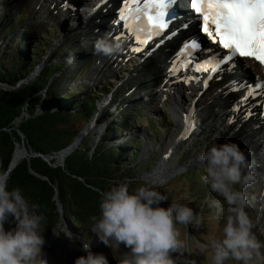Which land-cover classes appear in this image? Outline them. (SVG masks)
I'll return each mask as SVG.
<instances>
[{"label": "rangeland", "instance_id": "rangeland-1", "mask_svg": "<svg viewBox=\"0 0 264 264\" xmlns=\"http://www.w3.org/2000/svg\"><path fill=\"white\" fill-rule=\"evenodd\" d=\"M70 1L73 0H39V4H34L32 0H0V65L5 66L7 60L6 68L11 67V51L16 48L20 49L25 57L28 47L31 45L37 54L34 58L31 56L28 57V60L23 61L22 69L15 73L18 78L23 70H29L30 74L11 87H17V89L23 87L31 82L33 76L41 74L44 67L46 68L43 71H49L53 64H56L58 69L61 67V70L50 80L49 85L38 92L40 95L43 94L44 97L40 99L41 103L37 106L35 115H39L46 110L58 111L62 107H67L69 103L71 104L69 109L74 111L90 107L93 103L95 108L92 112H87L85 109L83 112L81 111L83 120L80 123L76 122L75 126L79 129L87 119L80 133L94 125L97 134L92 133L87 137H80L83 141L68 145L67 147L73 145L69 154L78 150L82 145H97L102 138H105L108 141V148H113L117 152L115 157L119 164L123 162L132 163V166L129 164L130 166L127 167L132 180H129L131 189H135L137 186L149 181H157L159 190L167 196L161 202V206H163V203H171L175 199L181 203H188L196 212L202 213L203 223L200 226L195 224L187 227L184 225L178 226L182 239L186 238L185 232L188 233L187 240L191 251L184 252L182 255H173L177 258L178 264H193V262L194 264H209V257L199 252L198 242L207 243L212 238L220 237L223 217L219 221L213 219L210 213L214 210L209 209L205 204L206 196L217 197L215 193L210 192L208 186L200 179L203 174V167L202 162L198 160V155L216 137L215 134L209 132L206 134V126L212 125V127L219 129L221 124L214 125L209 120L203 122V118L209 117L210 114L205 105L200 106L199 104L202 96L195 97L197 108H192L193 102L190 98L197 94L191 95L190 90L185 86H182V89H176V91L180 89L179 96L180 93L182 94L180 100L183 101L184 105L182 106L185 107L174 105L170 89L181 86H171L170 83L161 85L165 80V66L163 64L165 58L164 56L161 58L160 53H166L165 51L170 47L166 49V45H164L163 51L159 50L152 57L145 60L143 59L144 54L148 52L149 48H145L137 56L131 52H125L124 54L121 53V57L114 55L103 58L100 53L95 52V41L107 34L106 17L108 19L109 14L115 9L113 0H111V6L108 5L104 8L106 10L103 11L105 20H101L95 12L97 5L86 6L88 4L87 0ZM77 2L82 4L84 8L77 6L75 4ZM68 4H71V6H68ZM25 39H27V42L24 41ZM164 55L166 57V54ZM107 62L110 63L109 66L105 65ZM244 64L247 65L248 63ZM98 66L101 67V72L100 69H97ZM178 77L181 78L182 76L177 74L174 79ZM0 83L10 86L7 83ZM224 86L223 82L221 86L215 87L214 90H216V93L217 91L221 92L222 89L224 91ZM71 93L73 94L72 97H68ZM169 94L171 98H168ZM221 96L223 97L222 94H212V97L208 98L207 105H214L217 112L226 110V106L229 109L227 103L226 106L221 104L224 102L222 99L219 100ZM65 97L67 99L63 104L62 99ZM77 102H80L81 105L75 106ZM189 107L192 108L191 110L200 111L197 117H193L189 113ZM27 110V107H24L21 117L27 118ZM181 113L190 117L188 124L191 120L194 121L193 124L201 135L193 134L195 128L188 133V136L184 134L185 124L181 127L177 121V116H181ZM237 114L245 115V113ZM225 117L227 118V116ZM253 119L255 118L250 120ZM250 120L248 121L251 122ZM226 122L228 123L226 126L230 127L231 117ZM146 124L150 126V132L147 130ZM244 127L247 131H245V128L239 129L241 131L243 129V132L245 131L249 136V129L247 128L250 127ZM120 129L125 130L121 134L123 137L119 139V142H112L111 139H114L113 137L120 132ZM203 132H205V135H202ZM190 133L193 134L192 137ZM79 136L80 134L76 138H79ZM186 137L191 138L189 140L184 139ZM247 139L245 136L244 141ZM230 140L238 142L239 139L236 137ZM244 143L241 144L244 146ZM136 144L138 149L136 155L133 156L131 151L134 150L133 146H136ZM245 144V149L252 148V144L248 142ZM121 145L126 148L119 149L118 146ZM172 147H174L172 155L169 156ZM165 157V161L171 168L182 169V172L162 181L155 180L152 177L153 173L156 172ZM56 159L61 162L57 157ZM50 161L55 162L54 159ZM124 172L125 168H121L119 174L123 175ZM260 173L261 171L256 173L257 181L249 186L246 192L250 200H252V197H256L255 200H252L248 212L256 222L255 230L258 236L264 239V200L260 199V193L264 192V183ZM46 226L43 233L46 243L43 248L46 254L45 258L49 264H74L78 256L85 254L81 250L85 244L93 251L106 254L110 264H119L122 253L127 251L123 245L118 251L112 250L94 234L95 239L92 242L84 241L67 220L60 219L53 229L51 226ZM5 227H14V224L9 225L6 223ZM66 228L73 233L75 239H69L62 232ZM229 264H236V262L232 261Z\"/></svg>", "mask_w": 264, "mask_h": 264}, {"label": "clouds", "instance_id": "clouds-1", "mask_svg": "<svg viewBox=\"0 0 264 264\" xmlns=\"http://www.w3.org/2000/svg\"><path fill=\"white\" fill-rule=\"evenodd\" d=\"M105 34L95 41L96 53L114 56L123 50V42ZM236 141L219 142L214 137L199 153L203 174L201 181L217 198L205 197L211 217H223L222 234L207 243L198 242V250L209 257V264H264V239L249 215L252 200L246 189L257 181L254 168L257 160L250 158ZM10 170L0 169V264H49L45 258L43 235L45 216L36 211L19 187L9 188ZM99 217L92 216L90 231L106 246L118 251L123 245L119 264H178L173 254L190 252L187 236L181 238L179 225L200 226L202 213L188 203L173 199L161 206L167 196L159 190L157 181H149L131 189L128 181H120L99 191ZM264 200V192L260 193ZM14 224L6 228L5 225ZM75 239L69 229L62 231ZM85 253L74 264H110L106 254L96 252L85 244ZM194 264V262H193Z\"/></svg>", "mask_w": 264, "mask_h": 264}, {"label": "trees", "instance_id": "trees-1", "mask_svg": "<svg viewBox=\"0 0 264 264\" xmlns=\"http://www.w3.org/2000/svg\"><path fill=\"white\" fill-rule=\"evenodd\" d=\"M24 41L27 42V39ZM11 52V67L6 68L7 60L5 66L0 65V82L15 86L30 74L29 70H23L21 76L16 77L15 73L22 69V62L28 60V57L33 56L34 58L37 54L31 45L28 47L25 57L20 49L16 48ZM60 68L58 69L56 64H53L49 71L42 70L41 74L21 88L11 91L0 89V157L4 165L3 168L10 159L15 140H20L18 130L25 135L27 142L35 152L54 155L73 143L77 134L83 129L87 119L79 129L75 126L76 122L80 123L83 120L81 111L83 112L85 109L87 112H92L95 108L92 103L90 107L74 111L69 109L71 106L69 103L67 107H62L58 111L46 110L35 115L37 106L41 103L40 99L44 97L38 92L49 85L53 76L61 70ZM71 95L73 94H69L68 97H72ZM66 99L67 97L62 99L63 104ZM80 105L81 103L77 102L75 106ZM24 107L28 109L27 118L21 117ZM18 118H21L20 123L15 122ZM145 126L150 132V126L147 124ZM10 128L16 129L10 132L5 130ZM124 131V129H120V132L111 141L119 142ZM107 142V139L102 138L97 145H82L64 159L63 168H51L41 158L31 159L32 169L47 176L57 186L66 220L73 225V229L79 233L82 239L88 242L95 239L90 228L93 223L91 217L94 215L99 217V191L106 190L120 181H132L127 168L132 166V163H129L130 165L127 164L128 162L119 164L115 157L117 152L113 148H108ZM118 147L119 149L126 148L122 145ZM133 149L131 155L135 156L138 149L137 144L133 146ZM123 167L125 168L123 175L126 176L119 174L121 168L124 169ZM12 187L21 188L29 203L38 205L36 211L45 216V224L51 226L52 229L55 227L57 215L54 213L55 205L52 199L54 190L48 182L29 172L26 161H23L10 175L9 188ZM169 204V202H165L163 206L167 207Z\"/></svg>", "mask_w": 264, "mask_h": 264}, {"label": "snow or ice", "instance_id": "snow-or-ice-1", "mask_svg": "<svg viewBox=\"0 0 264 264\" xmlns=\"http://www.w3.org/2000/svg\"><path fill=\"white\" fill-rule=\"evenodd\" d=\"M129 0H125V8L121 10L120 21L126 19L125 12L128 9ZM132 3H139V0H131ZM175 0H144V8H137L135 19L141 21L142 17L149 26V35L141 39L136 36L138 45L132 48L133 52L142 51L143 45L152 38V29H157V33L166 29L174 18L175 13L170 12V6ZM197 20H202V30L212 39L214 43L225 50L223 56L216 60L215 69L220 70L222 63L231 61L234 57H254L261 64H264V0H190ZM151 9H155V14ZM167 17V18H166ZM119 22V21H117ZM140 32L145 28L140 27ZM119 38V37H118ZM199 45L193 40L190 44L184 45V51L197 49ZM189 61L185 62V67ZM207 63V61H205ZM178 69L173 67L170 71L175 73ZM195 71L205 70L201 64H196ZM193 77L186 78V82ZM207 87V80L204 81ZM258 89L264 91V82L256 84ZM188 122V117H185ZM189 123V127H194ZM188 131V128L185 129Z\"/></svg>", "mask_w": 264, "mask_h": 264}, {"label": "bare ground", "instance_id": "bare-ground-1", "mask_svg": "<svg viewBox=\"0 0 264 264\" xmlns=\"http://www.w3.org/2000/svg\"><path fill=\"white\" fill-rule=\"evenodd\" d=\"M32 1L34 2V4H39V0H32ZM63 1H67V0H63ZM101 1L102 0H87L88 4L86 6H96L97 5V9L95 10V12L99 15V18L101 20H103V19L105 20V13L103 14V11H106L104 8H106L110 4L111 0H106L103 3H101ZM70 2H76V0H73V1H70ZM75 4H77V6L83 7V5L80 4L79 2H77ZM69 10H70V8H69ZM109 17L113 18V12L109 14L108 19L106 21V23L108 24V30L106 28L107 34H110V36H109L110 39L114 38L113 40H118V41H122L123 42V50L119 54L115 55L116 57H121V53L124 54L125 52H131L132 48H131L130 43L128 41L124 40L123 39L124 37L121 36L120 33H117L118 30L113 27V23L116 22V17H114L111 21H110ZM103 28H104V26H103ZM172 43H174V42H171V43L168 42V44H163L162 43L161 46L164 48V45H166V49L170 47L168 49V50H170V49H172ZM140 52H135L134 55L137 56V54L140 53ZM101 55L103 56V58H105V55H103V54H101ZM160 56H162L161 58H163V56H164L165 59L167 58V57H165L164 53H160ZM116 57H115V60L117 59ZM237 60L238 61H242L241 59H237ZM183 61H184V58L181 60V62H183ZM168 63L169 62H165V64H168ZM109 64L110 63L107 62L105 65L109 66ZM227 65L222 66V68H225ZM242 66L246 68V71H245L246 73H252L254 77H259V78H263L264 79V70L259 65H257L256 63L249 62L247 65H245L243 63ZM97 69H100V72L102 71L101 67H99V66H98ZM171 69H172V67H171ZM216 73H218V71H216ZM231 73H232V69H231ZM178 74H179V76H183L181 74V70H180V72ZM247 80L248 79L246 77V79L244 81H247ZM226 83H227V81L224 82L225 85H226ZM177 88H181L182 89V86L181 87H176V88L174 87V88L170 89L171 90V94H172V99H174V103H175L174 105L175 106H179V107H185V106H182V105H184L183 101L180 100L182 94L180 93V96H179V90L180 89H178L176 91ZM224 89H225V87H224ZM222 93H223V89L221 90V92L217 91V93H216V90H213L212 92H206V90L202 91V94H201L202 97L200 98L201 101L199 102V104H200V106L205 105V107H207V110H208V112L210 114L209 117L206 116V117L203 118V122H207L209 120L214 125L218 124V123L221 124V126H220L221 128H219V129L215 128V127H212V125H207L206 126V131H205L206 134H207V132H209L210 134H215L216 136H218L219 142H224L225 140H230V139H233V138L235 139L236 137H238V139H239L238 143L241 145V147L243 149H245L244 147L246 146V144H245L246 142L252 144V148L250 147L251 149L248 148V149H245V150L246 151L250 150L251 153H252V156L250 158H255L257 160V162H258L257 166L253 170L255 171V173H257L258 171L264 172V115L255 117V119L250 120L251 122H249L248 120H244L243 118H239L238 119L237 115H236L237 113H235V112L232 113V110L230 112V110L226 108V110H224V111L220 110V111L217 112V110L215 111L214 105H207L208 98L212 97V94H222ZM191 97L194 98L192 100L193 104L191 106L193 108V107H196L197 103L195 102V96L193 95ZM168 98H171L170 94H169ZM255 101H257L256 98H252L250 103H253ZM226 103H227V105H229L228 102H226ZM191 107H189L190 108L189 109L190 110L189 113H193L192 116L193 117H197V114L200 113V111L199 112H198V110L195 111V109L191 110L192 109ZM225 116H227V118ZM230 117H231L232 122L230 124V127H227L226 124H228V123L226 122V120L229 119ZM177 119H178L177 121L179 123V126L183 127L184 126L183 124H185V129L188 128V131H185L184 134L186 132H188V133L191 132L192 129L194 128V127L193 128L189 127V124L186 125L187 124L186 119H183V117L177 116ZM93 124H95V123H93ZM252 125L259 126V129L256 130V131L255 130L252 131V129H249L250 135L247 136V134L245 133V131H247V130H246V128L244 126L251 127ZM239 128H243V129L245 128V131L243 132V129L241 131V129H239ZM238 129H239V131H238ZM205 132H203L202 135ZM92 133H96L97 134V131L94 129V125L90 126V128L88 129V132H87V134L85 136L87 137L89 134H92ZM192 133H190L191 137H192L193 134L194 135H198V134L201 135L200 133H197V132H194L193 134ZM78 135H79V133H78ZM78 135H77V137H78ZM245 136L248 139L244 141V137ZM80 137L81 136H79V138H77V140H79V142L83 141V139L81 140ZM184 139H186V138H184ZM241 143H244V146ZM173 148L174 147L171 148V150H170L171 152H169V156L172 155ZM166 157L159 164L158 168L156 169V172L153 173L152 177L155 180H161L162 181V180H164L166 178H170V177L174 176L175 174H177L179 172H182L181 171L182 169H175L173 167L171 168L170 165H168L167 161H165ZM57 158L60 159V160L62 159L61 155H58ZM20 159H21V147L19 146L15 150V153H14V156H13V161L17 162V161H20Z\"/></svg>", "mask_w": 264, "mask_h": 264}, {"label": "water", "instance_id": "water-1", "mask_svg": "<svg viewBox=\"0 0 264 264\" xmlns=\"http://www.w3.org/2000/svg\"><path fill=\"white\" fill-rule=\"evenodd\" d=\"M37 72V71H36ZM35 76H33V78H35ZM17 87H11L9 85H6V84H1L0 83V89L2 90H6V91H9V90H13V89H16ZM16 123H20L21 122V119H17L15 121ZM13 129H16V128H10V129H5L7 130L8 132L12 131ZM18 134H19V137H20V140H15L14 142V147H13V150L11 152V156H10V159L7 163V165L4 167L2 161H1V157H0V169H3V170H10V175L13 173V171L16 170V168L23 162V161H26L27 164H28V170L29 172L34 175L35 177L43 180V181H46L48 182V184L53 188L54 190V195H53V202H54V205H55V211L54 213L57 215V222H59L60 219H63V220H66V217H65V210H64V206L60 200V197H59V191L57 189V186L55 184H53L49 178L47 176H44V175H41L37 172H35L32 167H31V159L32 158H41L44 162H46L48 164V166H50L51 168H58V167H61L63 168L64 167V157H66V155L68 156L70 151H71V148H73V145H71L70 147H67V148H64L62 150H60V152L58 153H55L54 155H44V154H41V153H37L35 152L29 145V143L27 142V138L25 137V135L20 131L18 130L17 131ZM88 132V128L84 129L81 133L79 132L81 138H84L85 135L87 134ZM75 142V144H77L79 142V140H77V138L73 141V143ZM21 147V159L20 161H17V162H14L13 161V156H14V153H15V150L17 147ZM75 146V145H74ZM58 155H61V162H58L56 157H58ZM51 159H54L55 162H52L50 161ZM83 181V180H82ZM56 226V224H55Z\"/></svg>", "mask_w": 264, "mask_h": 264}]
</instances>
